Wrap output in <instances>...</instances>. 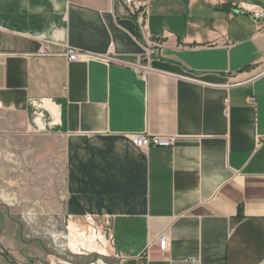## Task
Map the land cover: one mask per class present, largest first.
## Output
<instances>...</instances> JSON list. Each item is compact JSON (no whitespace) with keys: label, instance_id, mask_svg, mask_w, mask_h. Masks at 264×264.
Listing matches in <instances>:
<instances>
[{"label":"crops","instance_id":"obj_1","mask_svg":"<svg viewBox=\"0 0 264 264\" xmlns=\"http://www.w3.org/2000/svg\"><path fill=\"white\" fill-rule=\"evenodd\" d=\"M135 1L150 45L123 0H0V110L64 150L48 264H264V0Z\"/></svg>","mask_w":264,"mask_h":264},{"label":"rangeland","instance_id":"obj_2","mask_svg":"<svg viewBox=\"0 0 264 264\" xmlns=\"http://www.w3.org/2000/svg\"><path fill=\"white\" fill-rule=\"evenodd\" d=\"M64 171L57 138L28 130L20 113L0 110V253H12V264H48V255L70 246L60 228Z\"/></svg>","mask_w":264,"mask_h":264},{"label":"built area","instance_id":"obj_3","mask_svg":"<svg viewBox=\"0 0 264 264\" xmlns=\"http://www.w3.org/2000/svg\"><path fill=\"white\" fill-rule=\"evenodd\" d=\"M123 4L126 6L128 12L131 15H137V28L139 29L141 38L143 42L150 45L149 37L147 36L146 27H145V19L146 15V6L144 4L138 3L135 0H123ZM258 20L264 23V8H256L251 7L249 10ZM148 50V49H147ZM67 59L72 61L84 60L89 57L87 54H83L81 52H77L74 50H68L66 53ZM144 71H148L147 68L142 67ZM255 102L254 98L249 99V103L253 104ZM130 140L132 144L136 148L140 149H148L151 147L158 148H169L175 144L176 137H163V136H149L144 134H132L130 135ZM153 247L157 248L158 258L164 260L167 258V238L164 234L158 236V238L153 242L151 246H149V250Z\"/></svg>","mask_w":264,"mask_h":264}]
</instances>
